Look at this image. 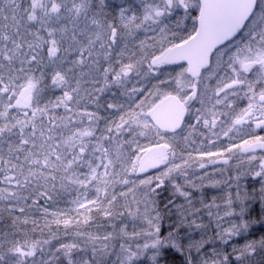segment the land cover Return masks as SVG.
Segmentation results:
<instances>
[{
    "label": "snow or ice",
    "instance_id": "1",
    "mask_svg": "<svg viewBox=\"0 0 264 264\" xmlns=\"http://www.w3.org/2000/svg\"><path fill=\"white\" fill-rule=\"evenodd\" d=\"M257 130L264 0H0V264H264Z\"/></svg>",
    "mask_w": 264,
    "mask_h": 264
},
{
    "label": "flooded vegetation",
    "instance_id": "2",
    "mask_svg": "<svg viewBox=\"0 0 264 264\" xmlns=\"http://www.w3.org/2000/svg\"><path fill=\"white\" fill-rule=\"evenodd\" d=\"M257 131L259 132V134L264 135V131L262 130H257Z\"/></svg>",
    "mask_w": 264,
    "mask_h": 264
},
{
    "label": "rangeland",
    "instance_id": "3",
    "mask_svg": "<svg viewBox=\"0 0 264 264\" xmlns=\"http://www.w3.org/2000/svg\"><path fill=\"white\" fill-rule=\"evenodd\" d=\"M209 194L211 195L215 190H208Z\"/></svg>",
    "mask_w": 264,
    "mask_h": 264
}]
</instances>
